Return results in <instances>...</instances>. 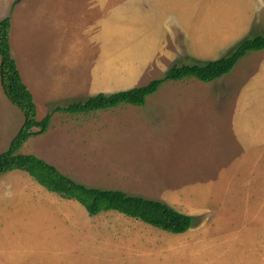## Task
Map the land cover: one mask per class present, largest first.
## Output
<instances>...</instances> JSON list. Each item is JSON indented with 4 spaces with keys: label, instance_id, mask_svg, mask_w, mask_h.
<instances>
[{
    "label": "rangeland",
    "instance_id": "1",
    "mask_svg": "<svg viewBox=\"0 0 264 264\" xmlns=\"http://www.w3.org/2000/svg\"><path fill=\"white\" fill-rule=\"evenodd\" d=\"M8 1L13 57L38 119L52 114L18 152L193 224L173 234L118 211L92 216L13 170L0 175V264H264V50L212 82L168 80L143 106L59 111L227 56L264 35V0ZM23 122L0 77V153Z\"/></svg>",
    "mask_w": 264,
    "mask_h": 264
},
{
    "label": "trees",
    "instance_id": "2",
    "mask_svg": "<svg viewBox=\"0 0 264 264\" xmlns=\"http://www.w3.org/2000/svg\"><path fill=\"white\" fill-rule=\"evenodd\" d=\"M10 32V17L0 19L1 84L9 101L23 113L24 122L8 149L0 153V175L13 170L26 171L49 191L80 202L92 216L113 210L173 234L187 232L192 227V217L164 202L129 195L121 190L87 187L60 172L46 160L33 154L18 152L28 139L43 135L49 130L52 114L42 120L38 119L34 95L23 82L17 61L12 55ZM261 50H264V35L247 37L227 56L205 63L175 64L163 78L154 79L145 86L120 90L112 94L101 92L89 97L85 102L80 101L67 108H59V111L89 113L115 108L123 103L143 106L147 98L156 93L168 80L194 78L202 82H212L231 72L247 53Z\"/></svg>",
    "mask_w": 264,
    "mask_h": 264
},
{
    "label": "crops",
    "instance_id": "3",
    "mask_svg": "<svg viewBox=\"0 0 264 264\" xmlns=\"http://www.w3.org/2000/svg\"><path fill=\"white\" fill-rule=\"evenodd\" d=\"M8 4L11 5V0L8 1ZM4 18H7V17H6V14L3 15V16H0V19H4ZM11 49H12V48H11ZM12 55H13V54H12ZM21 127H22V126H21ZM17 133H18V132H17ZM14 137H15V136H14ZM11 141H12V140H11ZM10 143H11V142H10ZM186 242L189 243V239H188V237H187V239H186ZM73 248L76 249V246L73 247Z\"/></svg>",
    "mask_w": 264,
    "mask_h": 264
}]
</instances>
